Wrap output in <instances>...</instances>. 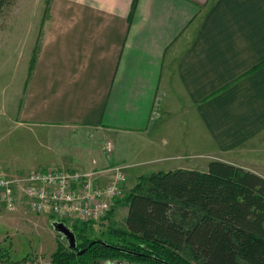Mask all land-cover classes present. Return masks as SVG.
Instances as JSON below:
<instances>
[{"label":"crops","instance_id":"0c3cea01","mask_svg":"<svg viewBox=\"0 0 264 264\" xmlns=\"http://www.w3.org/2000/svg\"><path fill=\"white\" fill-rule=\"evenodd\" d=\"M45 23L18 120L97 154L81 145L66 169L99 166L120 133L146 139L147 161L208 160L157 171L220 160L264 178V0H50Z\"/></svg>","mask_w":264,"mask_h":264},{"label":"trees","instance_id":"16d2710c","mask_svg":"<svg viewBox=\"0 0 264 264\" xmlns=\"http://www.w3.org/2000/svg\"><path fill=\"white\" fill-rule=\"evenodd\" d=\"M9 2L0 0V9ZM121 201L124 227H110L106 240L92 237L94 221L48 215L51 224H70L76 240L75 248L58 241L50 264H264V178L252 171L220 160L205 171H154L139 175ZM0 258L28 260H11L3 247Z\"/></svg>","mask_w":264,"mask_h":264},{"label":"rangeland","instance_id":"374dc122","mask_svg":"<svg viewBox=\"0 0 264 264\" xmlns=\"http://www.w3.org/2000/svg\"><path fill=\"white\" fill-rule=\"evenodd\" d=\"M45 8L46 0H10L0 9V164L3 166L0 169L5 168L3 170L9 173L49 167L69 168L63 162L76 164L78 158L74 153L83 143L78 139L70 140L64 131L58 134L50 131L48 135L36 133V129L24 128L18 120L25 83L26 80L30 81L31 59L46 24ZM177 135L182 142L187 140L188 134L184 130L181 129ZM108 137L113 145L112 151L104 150L102 146L105 142L101 144L100 141L101 162L99 166L96 165L99 168L127 166L124 194L136 183L139 175L159 170V164H187L197 160L198 164L203 165L208 161L205 157H190L194 151L183 147L159 154L161 157L182 155L181 158L147 161L152 155L143 150L148 145L146 139L135 140L132 134L120 133L109 134ZM88 149L86 145L81 147L86 158H91L96 153L88 152ZM199 152L204 151L198 149ZM91 167L93 165L86 166V169ZM126 213L127 207L120 198L103 218L94 222L92 237L109 239L108 229L124 227ZM58 241L67 243L52 227L48 215L28 209L23 197L18 198L14 210L0 209V247L7 250L11 260L27 257L28 260L20 264H50V255ZM0 264H5L1 258Z\"/></svg>","mask_w":264,"mask_h":264},{"label":"built area","instance_id":"2783aa9c","mask_svg":"<svg viewBox=\"0 0 264 264\" xmlns=\"http://www.w3.org/2000/svg\"><path fill=\"white\" fill-rule=\"evenodd\" d=\"M103 149L110 152L106 141ZM40 168L23 172L0 169V209L14 210L23 197L34 213L53 215L64 221H98L124 194L127 166ZM2 207V208H1Z\"/></svg>","mask_w":264,"mask_h":264},{"label":"water","instance_id":"95a60500","mask_svg":"<svg viewBox=\"0 0 264 264\" xmlns=\"http://www.w3.org/2000/svg\"><path fill=\"white\" fill-rule=\"evenodd\" d=\"M52 227L65 238L70 248L76 247L75 235L72 229L62 221H54ZM81 252V251H80Z\"/></svg>","mask_w":264,"mask_h":264}]
</instances>
